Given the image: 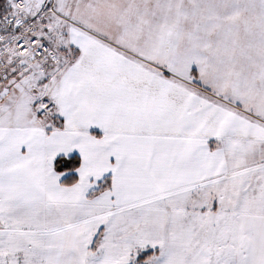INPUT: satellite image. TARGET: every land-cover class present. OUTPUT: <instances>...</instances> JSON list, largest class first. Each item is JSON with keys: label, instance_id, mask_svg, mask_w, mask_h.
<instances>
[{"label": "snow or ice", "instance_id": "snow-or-ice-1", "mask_svg": "<svg viewBox=\"0 0 264 264\" xmlns=\"http://www.w3.org/2000/svg\"><path fill=\"white\" fill-rule=\"evenodd\" d=\"M0 264H264V0H0Z\"/></svg>", "mask_w": 264, "mask_h": 264}]
</instances>
